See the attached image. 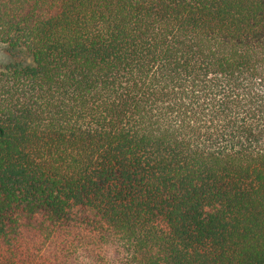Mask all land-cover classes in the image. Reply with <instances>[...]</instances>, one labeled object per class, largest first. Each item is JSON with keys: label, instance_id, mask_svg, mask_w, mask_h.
<instances>
[{"label": "trees", "instance_id": "trees-1", "mask_svg": "<svg viewBox=\"0 0 264 264\" xmlns=\"http://www.w3.org/2000/svg\"><path fill=\"white\" fill-rule=\"evenodd\" d=\"M0 43V264H264V0H0Z\"/></svg>", "mask_w": 264, "mask_h": 264}, {"label": "rangeland", "instance_id": "rangeland-1", "mask_svg": "<svg viewBox=\"0 0 264 264\" xmlns=\"http://www.w3.org/2000/svg\"><path fill=\"white\" fill-rule=\"evenodd\" d=\"M20 54V51H19ZM25 63H28V57L25 56L22 58ZM11 56L9 52L7 51L6 45L3 43H0V65L10 62Z\"/></svg>", "mask_w": 264, "mask_h": 264}]
</instances>
